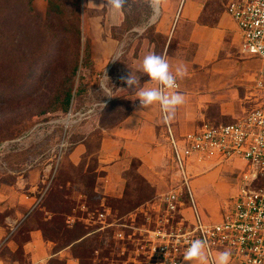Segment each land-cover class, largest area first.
<instances>
[{
  "label": "rangeland",
  "instance_id": "obj_1",
  "mask_svg": "<svg viewBox=\"0 0 264 264\" xmlns=\"http://www.w3.org/2000/svg\"><path fill=\"white\" fill-rule=\"evenodd\" d=\"M195 2L192 9L198 24L213 25L223 14L224 0ZM59 3L63 12L47 16V0H0V183H13L21 176L36 186L35 195L41 198L30 219L56 248L74 241L71 253L81 263L119 264V244L110 230H95L97 226H86L84 219L101 205L116 217L123 216L154 194L136 172L135 160L121 175L125 189L120 198L94 192L95 181L104 174L97 161L101 130L115 126L135 102L111 97L104 87L119 83L118 67L130 73L148 54L166 55L175 66L183 60L187 74L176 78L181 92L192 95L194 81H200L194 93L203 98L207 119L198 127L226 124L253 106L256 63L238 52L229 32L221 37L215 55L194 62L196 45L187 43L190 24L176 16L178 8L171 14L159 6L154 12L148 0H126L121 10L124 32L111 27L112 56L99 61L101 69L107 68L99 74L108 78L89 80L95 63L90 37L100 49L103 14L87 11L82 0H77L74 10L69 0ZM88 18H98L97 24L91 26ZM173 68L171 64L175 74ZM218 93L227 96H210ZM77 143L83 144V150L73 162L69 154ZM167 162L165 156L162 169L171 177ZM244 169L242 161L232 160L197 170L191 187L206 214L223 213Z\"/></svg>",
  "mask_w": 264,
  "mask_h": 264
},
{
  "label": "built area",
  "instance_id": "obj_2",
  "mask_svg": "<svg viewBox=\"0 0 264 264\" xmlns=\"http://www.w3.org/2000/svg\"><path fill=\"white\" fill-rule=\"evenodd\" d=\"M223 11L238 32L239 53L257 63L253 106L232 122L204 123L185 133L163 121L167 170L173 175L164 192L123 216L101 205L84 219L95 230H110L119 244V264H181L195 239L206 242L205 264H215L224 251L231 253L230 264H264V0H224ZM232 160L245 169L229 204L213 217L197 202L192 176L211 163Z\"/></svg>",
  "mask_w": 264,
  "mask_h": 264
},
{
  "label": "crops",
  "instance_id": "obj_3",
  "mask_svg": "<svg viewBox=\"0 0 264 264\" xmlns=\"http://www.w3.org/2000/svg\"><path fill=\"white\" fill-rule=\"evenodd\" d=\"M82 2L87 11L101 10L103 14V27L100 28L103 39L98 43L100 49L94 46L95 38L90 37L94 47L91 57L95 63L92 66L89 80L100 76L101 78L98 80L108 78L106 74L103 76L99 74V72L107 71V68L101 69L99 61L104 62L112 56L114 40L108 31L111 27H115L120 33L124 32L122 29L123 14L121 11L115 12L105 7L101 0H82ZM194 3H196L195 0H161L160 2V7L171 14L174 9L178 8L176 16L180 17L182 22L190 24L187 43L196 45L197 54L194 57V62L202 63L208 56L215 55L221 37L227 32L236 41L238 50V32L224 11L213 25H201L196 22L197 16L193 13ZM97 20L98 18L89 19L87 22L92 26V24H97ZM130 30L134 31L135 29L130 28ZM139 56H143L141 52H139ZM164 57L175 70L178 66L185 68L183 60L178 61L175 66L168 56ZM117 73L120 79L119 83L115 86L104 87V89L110 93L111 97H121L127 101L135 102L115 126L101 130L97 147V161L104 170V174L95 181L94 192L103 198L105 196L120 198L125 189V180L121 175L129 168L130 161L135 160L137 161L136 172L149 185L153 194L163 193L173 177V175L169 177L167 171L162 169L166 149L163 138V121L165 120L176 133H185L197 129L198 123L207 119L203 110L204 103L201 101L203 98L194 93L200 81H194L192 95L181 92L182 86L179 84L176 90L167 91L180 93L185 97V100L166 120V114L160 110L158 103L147 108H140L138 99H135L134 89L128 88L123 83V78L129 74L133 78L138 76L140 85L137 87V92L140 88L156 87L155 82L148 80V77L138 72L137 68L127 73L118 67ZM221 84L222 82L219 81L218 85L221 86ZM205 85L212 88L214 83L206 82ZM230 95L232 96L233 92ZM210 96L220 99L227 95L218 93ZM82 150L83 144L77 143L69 154L70 159L76 162ZM169 174H171L170 171ZM35 190L36 186L21 176L15 177L13 183H0V264H83L80 262L79 256L71 253L74 241L56 248L55 243L44 238L41 231L35 227L30 216L41 198L35 195ZM87 264L92 263L88 261ZM181 264H185V261Z\"/></svg>",
  "mask_w": 264,
  "mask_h": 264
},
{
  "label": "clouds",
  "instance_id": "obj_4",
  "mask_svg": "<svg viewBox=\"0 0 264 264\" xmlns=\"http://www.w3.org/2000/svg\"><path fill=\"white\" fill-rule=\"evenodd\" d=\"M161 0H148L149 6L155 12L160 6ZM101 3L112 11H121L126 0H101ZM137 71L146 75L148 80L155 82L158 86L153 88H140L137 92V87L140 85L138 76L133 78L131 74L123 78V83L128 88L134 89L136 98L139 101L140 108H147L150 105L158 103L165 119H169L170 115L174 113L177 106L184 103L185 97L176 92H166L165 90L174 89L177 87L176 78L183 77L187 74L183 66H178L175 74L170 71V65L167 59L162 55L155 53L148 54L143 57L137 65ZM206 242L200 239L191 241L189 246L185 249L183 259L185 264H193V262H200L202 264ZM231 253L229 251L220 252L216 258L215 264H230Z\"/></svg>",
  "mask_w": 264,
  "mask_h": 264
},
{
  "label": "trees",
  "instance_id": "obj_5",
  "mask_svg": "<svg viewBox=\"0 0 264 264\" xmlns=\"http://www.w3.org/2000/svg\"><path fill=\"white\" fill-rule=\"evenodd\" d=\"M30 2V0H28ZM70 6L73 8L72 10L77 8V0H69ZM63 7L60 5L59 0H47V6H46V15L50 16L52 14L62 13ZM69 101V92L68 90L64 93V107L66 108Z\"/></svg>",
  "mask_w": 264,
  "mask_h": 264
}]
</instances>
